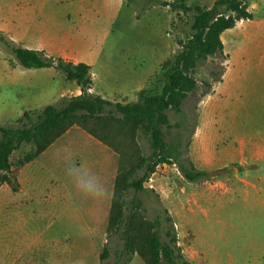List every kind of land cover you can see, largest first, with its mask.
Listing matches in <instances>:
<instances>
[{
	"label": "rangeland",
	"instance_id": "rangeland-1",
	"mask_svg": "<svg viewBox=\"0 0 264 264\" xmlns=\"http://www.w3.org/2000/svg\"><path fill=\"white\" fill-rule=\"evenodd\" d=\"M31 1L0 0V33L20 46H30V34L34 35L30 33ZM248 2L261 6L262 0ZM130 7L123 11L95 70L97 91L110 99L120 83L136 81L137 75L128 71V65L132 63L137 68L142 64L139 69H150L149 56L140 57L139 63H135L133 54L143 47L150 48L151 41L158 44L169 40L168 47L174 52L166 59L170 61L191 34V19L183 13H169L157 6L144 12L132 4ZM130 11L140 15L139 23L127 19ZM1 54L10 65L14 64L15 57L2 43ZM163 65L143 90L151 93L154 86L163 87ZM222 68H225L222 57L201 62L195 74L198 92L185 102L183 113L171 110L165 113L171 127L161 129L168 147H179L185 155L190 154L192 132L200 125L203 105L200 97L208 92L206 83H214L211 71L220 72ZM40 81L52 86L54 92L61 90L64 83L49 75ZM36 92L26 79L2 89L0 109L4 112L3 117L0 112V126H18L17 116L22 110L30 111V96L35 97ZM113 103L129 101L116 98ZM109 110L113 109L105 112L107 122L74 125L46 156L30 164L18 167L34 151L33 145L24 144L13 155V177L19 190L14 192L11 186L0 189V264H147L150 257L147 241L155 231L163 242L176 234L186 260L190 248L204 264H264V205H244L239 200L219 197L228 188L235 191L236 180L231 179L226 185V177L236 174L245 177L253 170L249 166H230L225 174L191 183L177 164L159 165L144 183L145 191L130 190L123 194L128 202L126 219L120 227L111 226L112 205L121 196V177L134 171L133 177L141 178L146 170L138 165L153 155V148L150 136L141 128L133 129L131 124L120 122L122 115L116 111L113 116L117 119L110 120ZM88 129L95 130L99 139ZM88 135L114 153L116 178L112 200V185L106 173L112 171L111 163L107 166V154ZM250 174L264 175V165ZM71 179H77L76 186ZM237 180L238 186L240 183L244 186L242 180L247 179ZM110 205L109 215L106 207ZM156 221L160 226L155 229ZM104 249L109 255L102 262Z\"/></svg>",
	"mask_w": 264,
	"mask_h": 264
},
{
	"label": "crops",
	"instance_id": "crops-1",
	"mask_svg": "<svg viewBox=\"0 0 264 264\" xmlns=\"http://www.w3.org/2000/svg\"><path fill=\"white\" fill-rule=\"evenodd\" d=\"M217 1L187 0V5L210 9ZM130 5V0H32L30 33L34 35L30 34V46L22 47L44 52L47 56L76 65L90 66L93 77L90 93L95 96L111 102L116 98L128 99L129 103L137 102L139 93L162 68L166 59L174 54L172 47H168L169 40H161L158 44L151 41L150 48L143 47L138 54L132 55L135 63H139L140 57L149 56L150 69L148 71L139 69L143 67L142 64H138L137 68L132 63L128 65L130 66L128 71L134 76L137 75L136 81H131L130 84L120 83L117 90L111 94L113 98L101 96L95 83V70L101 64L105 46L114 34L123 11L126 8L130 9ZM247 6L248 11L254 15V20H242L235 28L221 36L224 45L222 58L226 62L225 71L220 82L215 84L212 92L202 101L200 125L192 135L190 155L196 168L210 173L225 171L230 166L253 168L245 177L237 174L226 177L228 179L226 185L231 183V179L236 180L235 191L226 186L228 190L219 193V197L239 200L244 205L254 203L256 206H262L264 175L254 177L250 173L264 165V0L261 6L247 0ZM155 8L156 6H153L148 11ZM162 8L169 13H176L170 8ZM175 18L176 15L173 17V23ZM127 19L137 23L141 21L136 11H130ZM48 75L64 82L61 90L54 92L50 89L52 86L47 87L40 81L41 77ZM22 79H26L27 85L37 91L35 97L30 96L28 109L30 111L41 110L66 97H79L83 93L76 82L68 81L65 75L55 69L27 70L16 60L10 65L4 54H1L0 91L6 87L16 86ZM26 111L22 110L17 118H21ZM0 112L3 117L4 110L0 109ZM88 136L102 153L107 154L109 159L107 166L109 162L111 163L112 171L106 173L112 185V200L116 178L114 153H110L109 148L103 143ZM56 145L57 143H54L49 149ZM48 150L40 157L46 156ZM237 179L247 180H242L244 186L243 183L238 186ZM71 182L77 185V179H71ZM246 184L249 185L247 189L244 188ZM6 186L9 187L5 184L1 188ZM110 211L111 205L106 207V214L110 215ZM195 254L196 252L188 248L187 260L193 264H204Z\"/></svg>",
	"mask_w": 264,
	"mask_h": 264
},
{
	"label": "trees",
	"instance_id": "trees-1",
	"mask_svg": "<svg viewBox=\"0 0 264 264\" xmlns=\"http://www.w3.org/2000/svg\"><path fill=\"white\" fill-rule=\"evenodd\" d=\"M130 3L141 12L153 6L170 8L173 12L183 13L192 22L190 38L173 59L163 65L165 81L163 87L154 86L151 93L141 91L138 101L134 103H113L91 94L93 77L90 66L76 65L60 58L47 56L44 52L24 48L7 35L0 33V43L12 52L20 66L28 70L55 69L64 74L68 81L76 82L83 92L79 97L64 98L59 103L47 105L39 111L25 112L18 120V126H0V188L7 184L14 192L19 190V185L13 177L12 157L24 144L33 145L34 151L19 163L20 168L38 159L74 125L106 121L105 112L108 108L113 109L108 112L110 120L117 119L113 116L115 111L120 113L122 118L118 120L131 124L133 129L141 128L150 136L153 148V155L143 159L138 165L140 169L146 170L141 178H134V171L121 177L119 181L121 196L113 202L111 226L120 227L126 219L125 209L128 202L124 195L130 190L145 191L144 183L156 172L159 165L177 164L183 177L191 183L208 181L213 176L225 172L210 173L196 168L189 152L185 155L179 147H168L161 126L170 128L165 113L169 110L176 114L183 113L185 102L198 92L199 82L195 74L199 64L209 59L223 57L222 34L235 28L242 20H254V15L248 11L247 0H218L210 9L188 6L187 0L177 2L130 0ZM137 17L140 18V15L138 14ZM224 71L225 68L220 72L211 71V75L215 78L214 83H206L208 92L200 97V101L212 92L215 84L220 82ZM88 132L99 139L95 130L88 129ZM159 226L160 222L156 221L154 228ZM147 246L150 255L147 264H191L183 256L176 234L170 241L163 242L159 232L155 231L147 241ZM108 255L107 249H104L101 261L105 262Z\"/></svg>",
	"mask_w": 264,
	"mask_h": 264
},
{
	"label": "built area",
	"instance_id": "built-area-1",
	"mask_svg": "<svg viewBox=\"0 0 264 264\" xmlns=\"http://www.w3.org/2000/svg\"><path fill=\"white\" fill-rule=\"evenodd\" d=\"M225 65H226V62H225ZM163 165H166V164H163ZM174 166H176V164H174Z\"/></svg>",
	"mask_w": 264,
	"mask_h": 264
}]
</instances>
